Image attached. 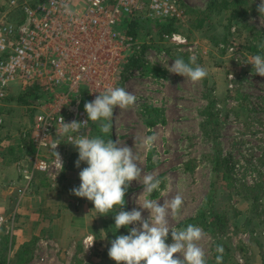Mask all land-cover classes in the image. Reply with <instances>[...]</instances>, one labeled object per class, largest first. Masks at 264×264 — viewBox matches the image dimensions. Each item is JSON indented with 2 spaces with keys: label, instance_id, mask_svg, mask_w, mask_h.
Returning <instances> with one entry per match:
<instances>
[{
  "label": "rangeland",
  "instance_id": "374dc122",
  "mask_svg": "<svg viewBox=\"0 0 264 264\" xmlns=\"http://www.w3.org/2000/svg\"><path fill=\"white\" fill-rule=\"evenodd\" d=\"M183 2L182 20L172 21L178 31L164 33L181 36L183 39L178 41L182 44L163 40L158 24L145 22L139 17L130 22L129 33L137 40L139 49L120 69L114 87H123L135 95L136 103L127 110H114L111 134H102L99 123L89 121L87 136H102L105 140L112 138L114 142L118 139L121 144L134 148V138L156 134L158 138L151 151L136 147L134 152L138 156L142 177L151 173L162 181L160 191H154L151 199L158 200L162 205L177 194L183 198L179 214L168 217L169 228L182 229L190 224L201 227L206 233L200 244L207 264H216V259L210 260V255L215 251L217 237H213L207 223L210 214L219 211L226 217L223 238L235 249L228 261L238 262L239 246L248 250L252 246H249L250 229L264 221V77L254 75L253 66L245 63L256 55L249 50L252 46L264 55L258 47L264 43V26H261L257 11L260 0H248L250 10L246 13L245 27L234 20L229 23L230 13L237 8V4L228 9L221 0ZM207 6L212 8V12H208L204 26L195 30L190 26L189 10L207 11ZM133 24L136 26L132 27ZM125 28L126 24H123L119 31ZM227 29L229 37L227 42H223ZM179 53L195 56L197 64L207 69V77L193 84L187 78L169 73L164 65L170 67ZM21 100L29 102L30 96H21L17 89H13L5 100L8 105H5V115L13 114L17 123L28 122L18 127V147L22 151L20 160L23 163L18 173L20 186L17 190L25 186L22 171L29 163L27 156H33L27 138L22 137L23 131L30 135L29 129L37 111L30 102L24 104ZM1 114L4 116V112ZM60 150L63 169L49 174L34 172L31 186H28L32 196L51 192L58 195L54 193L52 200L42 202L41 208L34 205L33 213L28 214L26 239L31 252L36 256L37 253L44 254L52 260V264H115L108 256V249L114 239L113 215L119 206L107 216H98L93 210L94 205L87 199L83 198L82 202L75 199L71 190L79 187V171L87 165L81 163L80 168L75 166L78 151L73 145L61 142ZM26 157L27 160H24ZM217 166L221 172H216ZM26 168L30 171L29 166ZM241 184L249 188L248 193ZM254 185L262 186L258 195L256 189H251ZM142 187L137 181L131 183L122 210L130 212L135 206L139 210L138 205L144 198H149L141 196L138 199ZM134 196L136 205L130 210ZM8 208L11 212L15 211L13 203ZM201 214L204 216L201 217ZM148 215L147 211H142L143 219H147ZM248 215L253 221L244 227ZM19 216H10L8 224L4 223L8 228L3 225L0 229V255H7L8 258L5 264H12L10 261L14 257L17 260L23 257L19 251L17 256L12 255V248L9 247L12 226L16 228ZM197 216L198 219H195ZM53 220H57L54 225ZM49 226H53L56 233L60 231V235L66 238L64 245L68 243L71 249L69 246L59 250L54 247ZM89 236H94L96 241L88 249L91 242L86 244L85 241ZM46 241L53 244L47 253L43 250V242ZM166 242L172 243L171 233Z\"/></svg>",
  "mask_w": 264,
  "mask_h": 264
},
{
  "label": "built area",
  "instance_id": "2783aa9c",
  "mask_svg": "<svg viewBox=\"0 0 264 264\" xmlns=\"http://www.w3.org/2000/svg\"><path fill=\"white\" fill-rule=\"evenodd\" d=\"M183 3L2 0L0 103L17 89L21 96H30L29 102L37 109L30 135L26 131L22 135L33 151L22 171L25 189L34 172L49 174L60 170L54 167L52 143L72 145L74 139L69 137L88 134L87 125L80 133L61 135L60 116L65 123L87 120L82 105L93 101L107 87L115 86L120 69L139 49L137 40L129 33L130 22L138 17L144 21H180L184 16ZM123 24L126 28L119 31ZM162 39L182 44L173 39V34H163ZM55 151L60 154V145Z\"/></svg>",
  "mask_w": 264,
  "mask_h": 264
},
{
  "label": "clouds",
  "instance_id": "9594fccd",
  "mask_svg": "<svg viewBox=\"0 0 264 264\" xmlns=\"http://www.w3.org/2000/svg\"><path fill=\"white\" fill-rule=\"evenodd\" d=\"M257 11L261 26H264V0H260ZM173 39L183 38L173 34ZM258 47L264 51V43ZM245 63L253 66L254 75L264 77V55H253ZM164 67L169 73L187 78L193 84L201 82L208 75L207 69L197 64L195 56H190L187 62L178 57L172 61L170 67L168 64ZM136 100V96L123 87H107L93 101L85 103L87 120L65 123L60 116V134L80 133V129L86 127L89 121L98 122L102 134H111L114 110H127L135 105ZM157 138L156 134L134 138V148L141 147L151 151ZM69 139H74L70 144L78 151L75 166L80 168L81 163L87 165L79 171L80 185L71 190L72 194L90 201L98 216H107L119 206V210L113 215L117 232L121 228L133 226L127 235H117L110 242L108 256L115 264H207L205 251L200 244L206 238V233L201 227L191 224L182 229L169 228L168 217L179 214L183 198L177 194L162 205L158 200L150 198L154 191H160L162 181L151 173L142 177V169L138 166V156L134 148L126 146L125 143L121 144L118 139L114 142L112 138H90L82 133ZM59 145V142H54L50 147L55 156L54 167L63 169L62 157L55 151ZM133 181L143 186L138 199L141 196L149 198H144L142 204H137L139 210L134 208L130 212L124 211V198ZM142 211L149 213L147 219L142 218ZM169 233L171 244L166 242ZM89 241L91 243L88 249L96 241L95 237L89 236L85 243L88 244ZM216 252V264H223V247L217 246Z\"/></svg>",
  "mask_w": 264,
  "mask_h": 264
},
{
  "label": "crops",
  "instance_id": "0c3cea01",
  "mask_svg": "<svg viewBox=\"0 0 264 264\" xmlns=\"http://www.w3.org/2000/svg\"><path fill=\"white\" fill-rule=\"evenodd\" d=\"M2 105H4V107L2 106L0 109V119L2 122L0 123V229L1 226L4 225V223L8 224L7 219H9L10 216L12 217L13 214L14 216L15 214L20 215V218L17 219V222L15 224L16 228L13 229L12 226V234L10 236L11 242L9 246L10 248H12L11 254H15L17 256V252L21 251L22 246L28 242L26 239V226L29 224V221L27 219L28 214L33 213L32 208L34 205H38L41 208V206H43L41 204L42 202L48 203L50 200H52L51 198L56 192H51L48 195L43 194V196H32L29 193V187L25 189L22 185L21 187L23 188L18 189L20 190V193L17 190V187L20 186L18 173H20V169L23 163L20 160L22 151L18 147L20 137V130L18 127L21 124H23L24 126L28 122L26 120L24 123L23 120L22 122L17 123V121L12 116L13 114L5 115V105H7V102L4 101ZM1 112H4V116L3 114H1ZM24 160H26V158ZM33 202H38V204H33ZM12 203L15 211L11 212V208L9 209L8 206H12ZM56 221L57 220L52 221L53 225L56 223ZM5 227L8 228V226ZM49 228L50 230L52 229L49 233L51 235V241L54 243V247L57 248V250H59L60 248L63 249L64 247L67 248L69 244L67 243L66 245H64L66 238L61 236L62 234L60 233V231L56 233L54 232L55 230L53 226H49ZM249 235L250 239L253 238V241L251 240V243L249 239V246H252H250L247 250V247L240 245L237 255L239 261L237 262L236 260H231L227 261V264H264V227L255 228V230L252 233H249ZM7 237L9 236L7 235ZM43 245V250L45 251V253H47L50 251V245L53 244L46 241L43 242ZM68 248L71 249V245ZM246 250L247 252H245ZM23 253L25 252L22 251V253H19V255L21 254V256H23L22 258L17 260L16 257H14L13 260L10 261V263L52 264V260L46 258L44 254L40 255L39 253H37L36 256L35 254H33V252L27 254Z\"/></svg>",
  "mask_w": 264,
  "mask_h": 264
},
{
  "label": "trees",
  "instance_id": "16d2710c",
  "mask_svg": "<svg viewBox=\"0 0 264 264\" xmlns=\"http://www.w3.org/2000/svg\"><path fill=\"white\" fill-rule=\"evenodd\" d=\"M221 2L224 4V6L226 8H230L231 5H235L237 4V8L233 11H231V15L229 18V23L231 22V20H234L236 22H240V24L242 25V27L246 26V18H247V12L250 10V8L247 7L248 5V0H221ZM183 7L184 4H182ZM228 8V9H229ZM207 11H199V10H195V9H191L189 10V18H191V22H190V26L193 27L195 30H200L203 26H204V22L206 20V16L209 15L212 12V8L207 6ZM209 12V14H208ZM145 22L148 23H154V24H158L159 25V35L162 38V35L164 33H171L172 31L176 32L178 31L176 29L175 26H173L172 21H150V20H145ZM136 26L135 24H133L132 27ZM133 35V34H132ZM229 37V29H227V31L224 33L223 35V42H227V39ZM249 50L254 51L256 54H262L260 50H258L256 47L252 46L249 48ZM263 55V54H262ZM178 57H182L186 62L188 61V56H186V54H182L179 53L175 56L174 59L178 58ZM29 95V93H26ZM26 102V103H25ZM21 103L24 104H29L28 101H23L21 100ZM1 107V106H0ZM1 109V108H0ZM30 112L31 109H30ZM23 137V136H22ZM28 141V140H27ZM28 148L30 150L31 145L28 143ZM22 153V152H21ZM216 172H221L219 171L220 168L217 166L216 168ZM258 185V184H257ZM242 187V189H244L246 192L248 191V187H245L244 184L240 185ZM255 186V187H254ZM253 188L251 189H256L255 192L258 193L260 192V190L262 189V186H256L254 185ZM264 192V187H263V191ZM248 193V192H247ZM75 199L77 198L79 201H83V198H78V197H74ZM90 202V201H88ZM204 216L201 214V217ZM198 219V216L195 218ZM194 219V220H195ZM253 221V218L248 215L246 216V221L244 223V227L251 225ZM226 217L225 214L220 213L219 211H213L210 214V221H208L207 226H209L210 232L211 234H213V237H217V242L215 243V251L212 252V254L210 255V260L212 259H216V256L218 255V253L216 252V248L217 246H222L224 249L223 252V264H226L227 261L231 258V256L233 255V253L235 252V249L233 247L230 246V244L227 243V239H224V235L226 233ZM201 224V223H200ZM202 225V224H201ZM206 223L203 224V226H205ZM254 225V227H252L250 230L253 232L255 230V228H259L260 226H262L261 228L264 227V221L257 223ZM114 233H113V238L115 239L117 235H127L129 232V228H121L118 232L116 229H114ZM249 230V232H250ZM250 232V233H252ZM7 238V237H6ZM223 238V239H222ZM31 252L32 248L29 246V242L25 243L22 248H21V252ZM2 255V254H1ZM0 255V264H5V262L8 260L7 255H4L3 257ZM2 257V258H1ZM214 261V260H213Z\"/></svg>",
  "mask_w": 264,
  "mask_h": 264
},
{
  "label": "bare ground",
  "instance_id": "6f19581e",
  "mask_svg": "<svg viewBox=\"0 0 264 264\" xmlns=\"http://www.w3.org/2000/svg\"><path fill=\"white\" fill-rule=\"evenodd\" d=\"M135 197H136V196L133 197V200H132L133 203H132V205H131L130 210H132V209L134 208V206L136 205V202H134V198H135ZM136 207H137V206H135V208H136Z\"/></svg>",
  "mask_w": 264,
  "mask_h": 264
}]
</instances>
